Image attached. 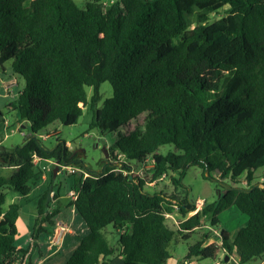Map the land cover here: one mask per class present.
<instances>
[{
	"label": "trees",
	"instance_id": "obj_1",
	"mask_svg": "<svg viewBox=\"0 0 264 264\" xmlns=\"http://www.w3.org/2000/svg\"><path fill=\"white\" fill-rule=\"evenodd\" d=\"M8 62L25 81L11 107L31 133L20 147L0 144V264L30 260L40 237L56 228L64 195L53 174L25 248L16 244L21 207L4 208L7 192L27 198L38 186L35 157L85 169L84 153L63 142L48 149L38 134L57 122L74 125L86 107L90 128L116 134L114 148L126 161L116 162L110 149L103 172L72 175L78 197L65 205L89 234L67 264H109L115 255L123 264H167L176 236L167 215L185 219L178 233L188 241L204 223L219 229L232 207L248 217L234 239L222 230L221 245L197 243L186 258L216 261L234 249L239 264L264 257V185L255 177L264 168V0H120L108 9L92 0L84 10L74 0H0V68ZM103 83L113 88L105 101ZM166 146L174 151L161 152ZM150 159V183L179 173L170 178L178 189L185 171L199 167L205 180L215 172L232 188L199 211L175 195L148 194L147 179L130 173ZM109 226L118 248L104 233Z\"/></svg>",
	"mask_w": 264,
	"mask_h": 264
},
{
	"label": "rangeland",
	"instance_id": "obj_2",
	"mask_svg": "<svg viewBox=\"0 0 264 264\" xmlns=\"http://www.w3.org/2000/svg\"><path fill=\"white\" fill-rule=\"evenodd\" d=\"M92 0H74L76 6L84 10L86 4ZM120 0H100V3L104 6L105 9L110 8L112 4ZM29 3L26 4L28 6ZM226 15V9L219 11L211 17L210 23L220 20ZM12 62H8L4 65V70L0 68V144L6 149H14L22 146L25 143L26 137L31 133L29 124H21L18 120L17 113L11 107V104L17 99L19 93L23 90L25 86V81L20 76H13L11 70ZM88 98H91L93 95V89H86ZM100 93L103 97V101L113 97V88L109 83H103L100 87ZM93 113L89 107L84 108L83 115L77 120V122L72 126H63L60 123H54L50 125L47 129L40 132L38 136L43 137L42 143L48 149H54L58 146L59 142L66 144L68 149L72 153L82 152L83 164L85 166V172L87 173H98L101 172L105 166V159L103 158L102 149L106 148L108 151L112 149L114 154L115 161L124 163L126 161L125 157L119 156L117 150L114 148L117 135L114 133H105L102 134L97 129H91L90 124L92 122ZM135 123L127 129L131 130L134 127ZM45 139V140H44ZM169 151H174L173 146H166L161 149V152L166 153ZM43 166L50 167L51 169L46 172V176L49 178V182H40L37 187H33L32 192L27 198L21 197L13 191L7 192V200L4 205L5 209L11 204H18L21 207L20 213L24 218L32 217V215L37 213V201L39 196L48 189L51 183L52 172L56 169L53 168L52 163L40 164L39 169H42ZM133 170L136 175H142L147 179L148 183L144 187V191L148 194H155L158 192H164L167 195H175L180 201H190L195 202L198 205L201 202L205 204H210L215 202L220 193L224 191V187L221 184V180L218 175L214 172L211 173L210 178L205 180L203 178V171L199 167H191L189 170L185 171L182 186L178 189H175L171 182V176L176 178L180 177L179 173H170L167 177H163L157 180L153 185L150 184V177L153 171V163L150 160L146 164L137 165L134 164ZM4 176H9L10 171H2ZM57 174V170H56ZM256 182H262L264 179V168L259 169L256 174ZM74 177L67 175L66 172L61 173L60 177L55 180L57 186H61V191L65 192L69 189V185L73 184ZM225 185L230 186L231 182H224ZM246 184L243 183L239 187H245ZM204 204V205H205ZM232 209V210H230ZM229 210L222 213L219 217L222 223L228 221L229 215L232 211L239 213L236 208H230ZM73 210L72 208L62 209L64 217L71 216ZM243 215V214H242ZM180 216L177 213L171 214V217L167 218V224L176 232L174 241L170 244L169 252L170 259L184 261L188 255L189 248L194 246L201 237L199 235H194L192 239L188 241L182 240L181 235H179V222ZM215 229V228H214ZM107 239L113 247L118 245V234L114 230L113 226H109L104 231ZM204 233L209 235L211 238L213 236L212 232L204 230ZM22 236L21 233L18 234V237ZM23 237L19 238L18 244L23 245ZM213 241L217 242L218 239L212 238ZM169 259V260H170ZM178 261V262H179ZM203 264H212V260H201Z\"/></svg>",
	"mask_w": 264,
	"mask_h": 264
},
{
	"label": "crops",
	"instance_id": "obj_3",
	"mask_svg": "<svg viewBox=\"0 0 264 264\" xmlns=\"http://www.w3.org/2000/svg\"><path fill=\"white\" fill-rule=\"evenodd\" d=\"M52 174L54 177L53 185L57 186L55 184V180L59 178L60 175L56 174V170L53 171ZM46 177H47L46 180H41L40 182L43 181V182L48 183L49 178L48 176ZM68 187L69 189L63 192V195H64L63 204L64 205L62 209L66 207L68 208V205H65V204L71 201V199L69 198V195L72 191L71 190L72 185L71 186L69 185ZM203 206L204 205H201V206L198 205L197 211L201 210ZM233 208H236V207H233ZM238 212L239 213L232 211L226 223H222L220 221L219 229H214L213 227L210 226L209 223H204L200 228L196 229L193 232L190 239H192V237L197 234L201 237V239L197 243L202 242L205 246H208L211 244L221 245V231L224 230L230 235L231 239L233 240L236 233L239 231V229L248 222V217L244 214L242 215L240 211ZM194 214L195 213L189 214L187 218H190ZM36 218H37V213L32 215V217H28V218H24L23 215L20 213V216L16 222L18 234L19 233L22 234V236H19V237L17 235L16 244L18 246V249L25 248L29 244L32 243L31 232L35 224ZM180 218L181 219L179 223L185 220L182 217ZM56 223H57V226L53 230L52 234L49 236L42 235L40 237V239L37 242L38 247L33 252H31L30 260L29 258H25L23 261V264H29V262H31L32 264H67L68 260L71 258L75 250L78 248L80 241L89 234V230L87 226L84 224V222L82 221V219L79 217V215L76 212H72L71 216L69 217H64L62 210H61V213L56 219ZM204 230H208L209 232H212L213 233L212 238L218 239V241L217 242L213 241V239L209 235L204 233ZM57 235H60V241L58 243L55 242V239H54ZM21 237H23L22 239L26 238L24 240L23 245L18 244V240ZM225 255H228V254L224 251H221L219 253L218 260L213 261L212 264H226L223 262V258ZM229 256L236 264H239L240 257H239V251L237 249H234L232 254ZM107 261H109V264H123L121 257H119L118 255H115L109 258V260ZM178 261L179 260L176 261V260L170 259L168 260L167 264H203L201 260L197 257H193L191 259L185 258L183 262L182 261L178 262ZM249 264H264V257L261 260H254L250 262Z\"/></svg>",
	"mask_w": 264,
	"mask_h": 264
},
{
	"label": "built area",
	"instance_id": "obj_4",
	"mask_svg": "<svg viewBox=\"0 0 264 264\" xmlns=\"http://www.w3.org/2000/svg\"><path fill=\"white\" fill-rule=\"evenodd\" d=\"M39 138H41L43 140V137L39 136ZM46 163H52L53 168L57 170V174L58 175H61V173L66 172L67 175H69V176H72V175H83L84 178L88 177L87 172H85V170H83L82 168H79V167H76V166H73V165L59 164V163H56V162H53V161L42 162L39 158H37V157L34 158V164L37 167H39L40 164H46ZM50 169H51L50 167H46V166L42 167V169H41L42 170V174H41V179L42 180H46V178H47L46 177V172H48ZM130 174L131 175H136V173L134 172L133 169H132ZM152 174H153V171H152ZM137 176L144 178L142 175H138L137 174ZM262 180L263 181L260 182V183H261V185H264V179H262ZM154 183H150L149 185H153ZM77 197H78L77 193L75 191H71V193L69 195V198L71 200H73V201H76ZM199 204L204 205L203 202H201ZM73 212H75L74 209H73ZM169 217H171V215H167V218H169ZM54 239H55V242L58 243L60 241V235H57Z\"/></svg>",
	"mask_w": 264,
	"mask_h": 264
},
{
	"label": "water",
	"instance_id": "obj_5",
	"mask_svg": "<svg viewBox=\"0 0 264 264\" xmlns=\"http://www.w3.org/2000/svg\"><path fill=\"white\" fill-rule=\"evenodd\" d=\"M102 153H103V158L105 159V160H109V158H110V155H109V152H108V150L106 149V148H103L102 149ZM101 172H103V170L101 171ZM132 179V178H131ZM223 186H225L226 188H232L231 186H228V185H223ZM258 187V186H257ZM242 191H245V192H250L251 190H242ZM220 197V196H219ZM223 262L224 263H226V264H228V263H230V264H236L231 258H230V256L229 255H225L224 256V258H223Z\"/></svg>",
	"mask_w": 264,
	"mask_h": 264
}]
</instances>
